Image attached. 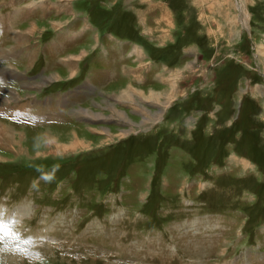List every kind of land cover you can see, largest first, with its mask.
I'll return each mask as SVG.
<instances>
[{
  "label": "rangeland",
  "instance_id": "374dc122",
  "mask_svg": "<svg viewBox=\"0 0 264 264\" xmlns=\"http://www.w3.org/2000/svg\"><path fill=\"white\" fill-rule=\"evenodd\" d=\"M4 1L0 0V4ZM6 1L14 12L19 11L15 3L21 0ZM37 1L32 0L30 4L35 10ZM63 1L71 3L75 12L85 7V3L86 9L88 6V0ZM124 1L108 0L95 9L96 16L107 21L118 5L113 6L114 3ZM205 2H126L125 7L129 9L122 16V27H128L125 17L137 16V10L144 12L142 16L147 15V19H134L136 25L133 23L132 32L157 36L149 42L154 51L151 55L157 54L170 66L179 68L177 74L172 72L170 75L175 87L166 89L164 101L162 91L157 89L142 92L143 101H137L148 108H156L158 102L164 104L166 116L155 123L157 131H150L154 127L148 124L150 117L145 118L142 122L145 126L139 128L146 134H156L128 144L125 143L131 135L139 137L136 135L143 132L133 134L138 129L134 128L132 132L120 130L115 133L103 128L101 132L85 129L82 135L79 125L83 122L74 123L71 116L68 121H63L59 116L60 111L65 112L62 107L57 113L51 111L34 116L31 112L34 105L27 97L36 94L34 90L37 89H43L37 92L43 96L54 95L56 88L65 90L70 84L66 86L69 79L63 80L67 70L63 65L64 70L54 66L50 69L29 66L37 50L32 51L27 64L13 65L9 64L12 59L7 58L10 55L0 52V57L4 58L0 62L23 72L22 75L18 72L20 77H16L21 80L13 82L8 81L13 79L11 75H5L3 79L0 75V127H6L0 132V202L11 201L9 214L5 215L8 222L24 212L30 214L23 230L31 236L18 240V250L0 242V264H247L242 259L237 260L239 254L236 253L240 251L245 254L244 258H253L251 254L255 253L259 264H264V130L250 128L253 124H243L240 128L234 120L239 115L240 105L232 108L230 101L224 102L225 98H220L217 93L223 78L220 74L233 72L231 76L234 77L246 68L249 70L246 75L255 76L250 78V83L257 80L264 84L260 78L264 69L258 59L264 46V0H223L222 4L228 10L222 11L221 20L233 32L235 27L233 36H228V42L210 54V59L198 56L189 60V57L185 58L190 51L187 49L179 52L185 59L177 62L175 56L179 46L194 39L193 27L203 26L201 21L209 25L210 18L202 20L203 13L199 12ZM238 5L243 13L242 24L237 17ZM120 8H116V15L122 10ZM51 15L47 7L43 17L46 19L38 21L37 26L43 27L39 36L53 30L46 23L48 18H71L69 13ZM73 16L72 20L75 19ZM63 22L62 26L73 23ZM243 23L251 32L250 42L243 40L244 31L240 27ZM2 30L0 27V33ZM8 32L3 47L11 50L15 59L21 49H29L27 44L32 43L38 48V42L43 44L39 36L34 40L36 34L25 40L21 35ZM204 43L201 40L207 47L205 50L210 51L209 43ZM108 47L112 52L114 46ZM111 52L105 51L109 61L106 72L114 69ZM52 56H48L49 60L56 55ZM132 57L124 59L122 64L132 70L140 66L137 69L142 71L144 62L138 63ZM224 57L229 64L220 66ZM20 59L24 61L22 55ZM79 62L80 59L73 70L72 82L80 81L85 75L84 71H77ZM151 62L157 68V64H162L153 58ZM170 66L165 64L164 68H168L162 73H171ZM55 68L60 70L59 78L41 79ZM148 79L145 85L137 84L139 88L165 86L161 82L153 85L154 78ZM213 82L215 90L207 96ZM261 89L264 90V85ZM12 92L17 93V98L11 95ZM64 92L69 95L68 91ZM124 92L131 96L128 90ZM205 96L209 98L202 100ZM75 102L71 106H75ZM18 104L25 113L8 114L7 111H12L11 107L17 108ZM106 104L112 107L103 112L116 113L111 102L106 101ZM131 104L124 106L131 118L136 119L139 114L133 113L135 108ZM135 104L133 106L139 109ZM161 114L162 111H158L153 116L160 117ZM101 115L90 122L92 127L107 122L108 115ZM118 115L125 118L123 111ZM114 125L121 126L120 123ZM104 133L107 134L105 138ZM154 136L157 139L153 144ZM144 145L153 146L152 155L145 159L140 154ZM209 219L216 230L210 226ZM222 233L226 240L215 247ZM48 234L55 238L49 240ZM199 234L203 235L199 238ZM251 264L258 262L253 258Z\"/></svg>",
  "mask_w": 264,
  "mask_h": 264
},
{
  "label": "crops",
  "instance_id": "0c3cea01",
  "mask_svg": "<svg viewBox=\"0 0 264 264\" xmlns=\"http://www.w3.org/2000/svg\"><path fill=\"white\" fill-rule=\"evenodd\" d=\"M72 0H69V2H71ZM86 1V0H84ZM108 0H98L97 3L95 4V6L91 9V7H89V5L87 6V9L85 8L87 3H85V7L83 6L82 9H78L79 12H75L72 9V4L70 3L67 4L66 2H64L63 0H51L52 3V15L51 17H53L55 14L58 13H69V15L71 16V18L69 17H65L62 19H57V18H48V21L46 22L47 24L49 23V25L52 27V29H57V30H62V31H58L55 33L59 34V35H66L69 39L68 42H66L65 44H68L67 48L65 47L66 52H64L65 50H63L61 53L59 52L58 54H55V58H52L51 60H49V57L46 59V61L44 63H41L40 65H37L40 68H52L54 67H61L63 69V67L67 70V74L65 75L64 79L69 78V83L71 85H69L67 87V89H65L64 91H68L69 95H66L64 91H62V104L61 107L64 108L63 110H66V107L69 105V103H77L75 106H72V111L70 112L71 117L73 118L74 123H76L77 121H82L83 124L79 125L81 126L80 128L82 129V131H80V133H82L85 131V129H89V130H94L97 132H101V129L103 128H108L110 129V131L112 132H118L120 130H128L129 132H132V130L134 128H140L141 126H145L143 125V121L145 120V118L150 117V122L148 124H150L151 126L154 125V127H152L153 129H151L150 131H154L156 130L155 128V123L157 121H159L160 119H163L166 115V108L164 107V104H160V102H158V106L156 108H148L147 105H142L140 103H138L137 101H143L142 99V92H148L151 89H157L162 91L163 97H162V101H164L165 99V91L166 89L169 91V89H172L175 87V82L172 83L173 78H170V75L172 74H177L179 68L178 67H174L175 65L170 66L169 63L161 56L155 54V55H151L153 54V49L151 47V45L149 44V42H152V40H154L155 36L151 35H145L143 33L140 32H132V25L134 22V19H138L139 21H141L142 19H147V15H145L144 17L142 16L144 14V12L142 13L141 11L137 10V16L135 15H131L129 18L125 17V21H128V27H122V16L128 11L129 8H126V2L128 0H125L123 3L119 2V3H114L113 6L117 5L116 8H120L122 5L123 8L120 13L118 15H116L115 13L117 12V9L114 8L113 9V14L109 15V17L107 18V21H103L101 18L102 17H98L96 16V10L98 6H100L103 3H107ZM204 1V0H203ZM206 2L202 4V7L199 8V12L203 13L202 16V20H207V18H210L209 20V25L208 23H206L205 21H201L202 24H204L203 26L200 27H193V34H194V39L190 40V42H188L187 44L181 45L178 48V53L175 56V60L177 62H181V60H184L186 57H189V60H192L198 56L200 57H204L207 59H210V54H214L215 51H217L218 48H220L222 45H224L225 43L228 42V36H233L232 33H235V27H234V32L233 29H229L225 26V23L221 20L223 13L222 11L224 10V13L226 12L227 7H224L225 5L222 4L223 0H205ZM18 3H15V7L19 8L20 5H22V7H24V3H19V1H17ZM32 2V0L26 1L27 4H30ZM111 4V3H110ZM235 4V3H234ZM203 8V9H202ZM50 12V13H51ZM20 12L18 10L12 11V14L10 16V20H9V16L7 17V29H12L10 24H13V35H21L23 37H25L26 39H29L33 34H36L34 36V40H36V38L39 36V34L41 33V29H43V27L40 29L37 25L39 24L38 21L40 20H45L46 18L42 19L44 16L41 14V12L37 9H31L29 10V13H27L24 16V22L23 24H21L19 27H16V25H19V20H20ZM28 14V15H27ZM47 14V12H46ZM146 14V13H145ZM73 15H75V19L72 20V18L74 17ZM41 16V17H39ZM116 20H115V18ZM114 18V20H113ZM114 21H112V20ZM201 19V18H200ZM235 19V18H234ZM50 20V21H49ZM63 21H71L73 23L64 25L62 26V24L64 23ZM112 21V23H111ZM223 24H222V23ZM236 22V21H235ZM109 25L110 26L109 28ZM225 26V27H224ZM105 29H107V31H105ZM148 31L149 28H147ZM242 30V29H241ZM5 34V33H4ZM143 34V35H142ZM169 36V35H167ZM199 36V38H198ZM236 36H237V31H236ZM40 37V36H39ZM171 37V36H169ZM172 39L174 38L171 37ZM92 39H96L94 40L93 43H90L92 41ZM171 39V40H172ZM40 40V39H39ZM118 40H120L119 43V47L121 49L122 53V59L121 61H123L124 59L126 60L127 57H132V60H138V63H143L144 62V67L142 71H139L140 66H136L134 70H132L128 65H125V63L123 64V76L121 78H116V74H114V72H106L104 70H97V64L99 65V62H96L94 59L97 57V53H96V57L92 60V62L96 63L95 67L93 65V67L91 68V71L93 72L94 78H92L91 76H88L86 73L84 75V79H80V81H70V79L72 80L74 78V73L73 70L76 66V63H78V60L80 59V62L82 60H84L86 58V56L91 52V49L93 48V45H95V43L97 41H101L102 44V48L105 49V51L109 52V45H113L115 46V42H117ZM130 40L132 45L129 46L128 41ZM201 40H203L206 44V42L209 43V49L210 51H206L205 49H207V47L203 44H201ZM163 42V41H162ZM173 42H171L172 44ZM38 44L40 45L39 48L37 46L32 45V43H29L27 45H29V49H21L20 56L23 55L25 53V55L27 57L30 56V54L32 53L33 50H39L41 47L43 48V44H41V42H38ZM26 45V46H27ZM166 45V44H164ZM187 45V46H185ZM25 46V47H26ZM89 46V47H88ZM55 47H57L56 43H55ZM185 47V49H184ZM71 48H73L74 50H71ZM262 51L263 53L259 54V62H261V66L264 69V46H262ZM190 50L186 53L185 58L182 59L183 54H180L179 52L181 50ZM36 51V52H37ZM0 52H2V55H10L7 56L8 59H12V62H10L9 64L13 65L16 63H21V64H27V62H22L19 58L15 59L13 57V52L11 50H8L7 48L1 47L0 48ZM254 52V51H253ZM4 53V54H3ZM10 53V54H9ZM112 53V52H111ZM18 54V53H17ZM232 54V53H231ZM228 54V55H231ZM255 53H253L254 55ZM227 58V55H225ZM256 57V54L254 55ZM6 58V56H4ZM37 57V56H36ZM36 57L32 60V62L29 63V66L32 65V63L35 61ZM53 57V56H51ZM215 57V56H214ZM226 57L222 58L220 60V66H222L224 63L225 64H229L227 61H224L226 59ZM84 58V59H83ZM153 58V60H155V58H158L160 62H162V64H157L158 68L154 66V64L151 62V59ZM257 58V57H256ZM1 60L2 57H0ZM148 59H150L148 61ZM124 60V61H125ZM4 61V60H3ZM91 61V60H90ZM123 61V62H124ZM224 61V62H223ZM231 61V60H230ZM80 62H79V66L77 67V71L83 72L81 71L80 68ZM91 62V63H92ZM152 64H151V63ZM89 63V61H88ZM147 63L150 65L147 66ZM6 63H2L0 62V68L3 69L2 72H0V75H2V79L5 75H8L10 77H13L12 80H8L9 82H13V81H19L21 80V78H16V77H20V74H18V72L21 73L22 75V71H18L17 68H15L14 66L11 65H5ZM90 64V63H89ZM88 64V65H89ZM168 65L170 66L169 71L171 73H162L163 69H166L168 67L164 66ZM63 65V67L61 66ZM91 65V64H90ZM179 65V64H178ZM8 66H11L8 69ZM154 66V68H153ZM8 69V70H6ZM60 68V69H61ZM64 70V69H63ZM248 70V68H246V70H243L242 73H236L234 75V77H232L231 75L232 73H225V74H220L219 76H222L223 80L220 79L219 82V87L217 90V93L220 95V98H225L224 102H229L231 104V107H238V105H240V107L238 108V112L239 115L236 117V122L238 124V126L240 128L243 127V124H253L252 127L253 129H257V130H264V90L261 89L262 85H264L262 82H258L257 80L253 81L252 83H250V78H254V75H246V72ZM6 71V72H4ZM249 71V70H248ZM153 74H152V73ZM176 72V73H175ZM59 73L60 70L55 68L53 70H49L46 75H43L41 77V79H56L59 78ZM108 73V74H107ZM264 76V73L261 72ZM45 74V72H44ZM197 76V75H196ZM148 77L150 78H154L152 79L153 81V85L155 84H160L161 83H165V86L162 88H139L138 85H145V81H147ZM177 77V76H176ZM192 77V76H191ZM228 78H233L232 80L229 81ZM243 78L245 79V81L243 80ZM260 78H264V77H260ZM24 79H36V78H24ZM176 79V78H174ZM62 80V81H63ZM151 80V79H148ZM47 81V80H46ZM51 81V80H50ZM150 81V82H152ZM8 82V84H9ZM41 82H45V80H41ZM215 82V81H214ZM214 82L211 85V88L209 89V91L207 92V96L208 94L212 93L215 90V85ZM17 82H15L14 85H16ZM138 84V85H137ZM73 85L74 90L71 92L69 87ZM261 86V87H260ZM19 87V86H18ZM110 89V90H109ZM43 89H37L34 90V92L36 94H31V96L27 97L29 102H34L36 100L37 97L42 96V95H38L37 92L42 91ZM124 90H128V92H130L131 96L129 97V95L127 96L125 94V92L123 93ZM16 92H18L20 94L19 91L16 90ZM32 92V93H34ZM13 95V93L11 94ZM80 95V96H79ZM126 95V96H125ZM133 95V96H132ZM173 95V94H172ZM206 95V94H205ZM202 97V100H206V97ZM17 97V96H16ZM26 98V97H24ZM31 98V99H30ZM209 97H207L208 99ZM23 99V98H22ZM201 99L199 101H201ZM106 101L111 102L115 108H116V113L114 112H103L104 109H107L109 111V109H111L112 106H109L106 104ZM122 102V103H121ZM135 102H137L135 104ZM212 100L209 99V103H211ZM119 103L121 105H119ZM132 103V104H131ZM157 103V102H154ZM240 103V104H239ZM129 104H131V106L134 109L133 113L135 114H139V116L136 119H132L130 114L127 112V110L125 109ZM139 105V109L136 108V106L133 105ZM21 104H18L17 106H20ZM45 105V103H44ZM106 105L108 107H106ZM153 105V104H151ZM10 107V106H8ZM152 107V106H151ZM109 108V109H108ZM113 110V108H112ZM111 111V110H110ZM119 111H123L124 116L123 117H119ZM158 111H162V114L157 117H154L153 115H155L156 112ZM101 113H105V115H108V119L106 120L107 122L104 123H98L97 127H92V125H90V122L95 121L94 118H101L100 116ZM115 114V115H114ZM81 118H80V117ZM100 121V120H99ZM120 123L121 126L119 127L118 125H114ZM124 123H127L129 125L127 126H123ZM147 124V125H148ZM85 127V128H84ZM158 127V126H157ZM252 129V130H253ZM72 130H76L73 129ZM73 131V132H74ZM149 131V132H150ZM157 131V130H156ZM77 132H79L77 130ZM156 134V133H153ZM153 134H146V132H143V134L140 135H136L139 137H133V135H129L131 138L129 141H127L125 144H128L129 142H134V140H143L144 136H152ZM105 136H107L106 133H104L103 138H105ZM115 138V137H114ZM157 139L156 136L153 137V144L154 141ZM102 144V143H101ZM124 144V145H125ZM94 146V145H92ZM122 146V145H119ZM151 145H144L143 148L141 149V153L144 156V159L148 156H151L153 153V150L151 148H149ZM158 148V146H156V149ZM135 149V148H133ZM138 152V150H136Z\"/></svg>",
  "mask_w": 264,
  "mask_h": 264
},
{
  "label": "water",
  "instance_id": "95a60500",
  "mask_svg": "<svg viewBox=\"0 0 264 264\" xmlns=\"http://www.w3.org/2000/svg\"><path fill=\"white\" fill-rule=\"evenodd\" d=\"M237 16L239 17L240 22H243V13L241 12L239 5L237 7Z\"/></svg>",
  "mask_w": 264,
  "mask_h": 264
},
{
  "label": "bare ground",
  "instance_id": "6f19581e",
  "mask_svg": "<svg viewBox=\"0 0 264 264\" xmlns=\"http://www.w3.org/2000/svg\"><path fill=\"white\" fill-rule=\"evenodd\" d=\"M243 9V8H242ZM243 26H244V23H243ZM13 93V96H14V98H17L16 96H17V93L16 92H12ZM4 129H6V127H0V132H2V130H4ZM5 131V130H4ZM10 137V136H9ZM21 215V214H20Z\"/></svg>",
  "mask_w": 264,
  "mask_h": 264
},
{
  "label": "snow or ice",
  "instance_id": "6c2138e0",
  "mask_svg": "<svg viewBox=\"0 0 264 264\" xmlns=\"http://www.w3.org/2000/svg\"><path fill=\"white\" fill-rule=\"evenodd\" d=\"M4 227H6V225L3 222H0V229H3Z\"/></svg>",
  "mask_w": 264,
  "mask_h": 264
}]
</instances>
